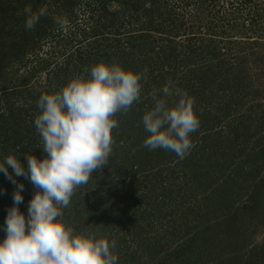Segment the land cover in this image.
Masks as SVG:
<instances>
[{
    "label": "trees",
    "instance_id": "16d2710c",
    "mask_svg": "<svg viewBox=\"0 0 264 264\" xmlns=\"http://www.w3.org/2000/svg\"><path fill=\"white\" fill-rule=\"evenodd\" d=\"M26 6L47 10L31 30ZM100 61L141 73V98L115 117L109 164L76 189L66 225L114 239L117 264H261L251 237L264 225V0H0V163L45 158L39 97ZM166 86L186 92L200 120L174 164L175 153L143 146L149 94L178 99ZM8 171L27 217L37 189ZM15 190L0 172V242Z\"/></svg>",
    "mask_w": 264,
    "mask_h": 264
},
{
    "label": "clouds",
    "instance_id": "9594fccd",
    "mask_svg": "<svg viewBox=\"0 0 264 264\" xmlns=\"http://www.w3.org/2000/svg\"><path fill=\"white\" fill-rule=\"evenodd\" d=\"M23 11L29 30L47 12L41 8L34 13L30 6ZM85 72L89 74L74 77L60 90L38 99L40 114L34 125L45 158L25 153L27 169L14 155L0 163V172L16 184L4 224L6 237L0 242V264H117L114 239L77 233L63 221L62 210L70 206L77 188L109 164L112 130L119 127L115 117L126 115L140 101L142 74L104 61ZM162 91L165 97L178 99L169 105L155 90L149 94L153 107L142 116L149 133L143 146L173 152L183 160L193 147L190 137L200 120L186 92L167 86ZM9 167L37 189L28 203L27 217L19 210L24 185L17 184Z\"/></svg>",
    "mask_w": 264,
    "mask_h": 264
},
{
    "label": "rangeland",
    "instance_id": "374dc122",
    "mask_svg": "<svg viewBox=\"0 0 264 264\" xmlns=\"http://www.w3.org/2000/svg\"><path fill=\"white\" fill-rule=\"evenodd\" d=\"M64 22V21H63ZM47 41V40H46ZM44 42V44H43V47L40 49V50H38V54L39 55H43V54H45V51H50V49H51V43L50 42ZM25 69H27V66H26V68H23V67H20V68H18V70L15 72L16 74H23V71L25 70ZM12 76V75H11ZM42 77H44V75L42 74ZM201 132H198L197 134H195V137H198L199 136V134H200ZM192 139V138H191ZM192 141V140H191ZM192 144L194 145V140L192 141ZM173 158H172V161H173V164L174 163H178L179 161L181 162V160L176 156V154H173ZM263 171L264 170H262L261 171V173H263ZM251 240L253 241V244L254 245H257L258 247H260L261 246V244L263 245L264 244V225H260L257 229H256V231H255V233L254 234H252V237H251ZM252 244V243H251ZM262 250H264V249H262ZM261 256H262V258H261V260H262V263L261 264H264V251L262 252V254H261Z\"/></svg>",
    "mask_w": 264,
    "mask_h": 264
}]
</instances>
